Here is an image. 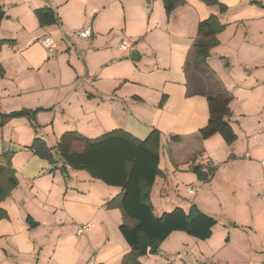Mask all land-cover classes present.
<instances>
[{"label":"crops","instance_id":"1","mask_svg":"<svg viewBox=\"0 0 264 264\" xmlns=\"http://www.w3.org/2000/svg\"><path fill=\"white\" fill-rule=\"evenodd\" d=\"M217 1L224 13L185 0L167 15L162 0H0V114L38 110L35 129L23 117L0 128V155L11 154L17 179L0 203V264H121L129 252L122 213L106 207L121 189L54 151L50 164L28 149L35 138L53 148L65 132L95 139L113 130L139 141L158 133L149 194L156 216L194 207L216 222L205 240L171 233L141 263L264 264V0ZM43 8L55 23L40 25L35 10ZM212 15L224 29L207 71L188 67L197 25ZM86 27L90 38L73 37ZM124 39L132 51L119 49ZM208 72L231 96V145L198 134L215 94ZM186 186L200 190L188 195ZM81 225L88 228L77 236Z\"/></svg>","mask_w":264,"mask_h":264},{"label":"trees","instance_id":"2","mask_svg":"<svg viewBox=\"0 0 264 264\" xmlns=\"http://www.w3.org/2000/svg\"><path fill=\"white\" fill-rule=\"evenodd\" d=\"M207 6L218 7L224 13L226 7L217 0H199ZM165 13L170 14L176 7L185 4V0H162ZM40 25L53 24L56 17L48 8L35 10ZM3 14L0 11V20ZM224 25L216 16H210L197 25L196 38L192 53L205 71L204 63L210 49L218 45L216 36L222 32ZM5 41H0L1 44ZM215 94L207 98L208 120L198 131L200 138L208 139L219 135L226 145H231L236 136L226 121L230 114L231 96L219 86L213 74ZM3 75L0 69V76ZM38 110H21L10 114H0V128L16 118H26L35 129V116ZM158 133L154 130L144 141L134 139L121 130H113L98 138L88 139L76 132L63 133L54 148H48L44 141L35 138L28 149L41 159L53 164L52 149L60 159L73 170H84L93 179L100 180L107 186L118 187L121 193L110 201L106 207L117 205L122 213L119 232L129 247L121 264H142L139 258L157 255L160 244L173 232H183L199 240L211 236L215 220L192 207L189 212L174 208L170 212L156 216L149 200L150 189L159 175L158 170ZM10 153L0 155V203L10 196L17 186L15 172L11 167ZM194 172L199 178L206 177L198 169ZM210 174V172H209ZM208 174V175H209ZM6 211L0 207V220L6 219Z\"/></svg>","mask_w":264,"mask_h":264},{"label":"built area","instance_id":"3","mask_svg":"<svg viewBox=\"0 0 264 264\" xmlns=\"http://www.w3.org/2000/svg\"><path fill=\"white\" fill-rule=\"evenodd\" d=\"M73 37L80 39V40H85L91 37V29L89 27H86L84 29L75 31L73 34ZM42 44L44 47L48 50L50 53H55L57 50V43L54 42L51 38L49 37H44L42 39ZM119 49L122 51H132L134 49V43L124 39L120 42L119 44ZM199 187L197 186H186L185 191L188 195H194L199 192ZM261 198L264 200V192L261 194ZM88 226L87 225H81L77 229V236L83 235Z\"/></svg>","mask_w":264,"mask_h":264},{"label":"rangeland","instance_id":"4","mask_svg":"<svg viewBox=\"0 0 264 264\" xmlns=\"http://www.w3.org/2000/svg\"><path fill=\"white\" fill-rule=\"evenodd\" d=\"M188 64H189L188 67H193V66H195V65L197 64V60H195V57H194L193 54H192V56H190V60H189V63H188ZM5 124H6V123H5ZM5 124H4V125H5ZM4 125H3V126H4ZM3 126H2V127H3ZM2 127H1V128H2ZM32 128H33V127H32ZM6 132H9V129H7ZM50 144H51V143H50ZM53 148H54V147H53ZM52 151H54L53 156H55V154H57L56 150H55V149H52ZM51 153H52V152H51ZM57 155H58V154H57ZM172 194H173V193L170 192V193H168V196H169V195L172 196ZM171 196H169V197H171ZM153 198L155 199V198H157V197H155V195H154ZM165 198H166V197H165ZM165 198H164V199H165ZM155 201H156V200H155ZM155 203H156V202H155ZM156 208H157V207H156ZM156 210H157V209H155V214L157 215V214H158V213H157L158 210H157V211H156ZM165 212H170V211H165ZM142 263H143V264H148V263H145V260L142 261Z\"/></svg>","mask_w":264,"mask_h":264}]
</instances>
